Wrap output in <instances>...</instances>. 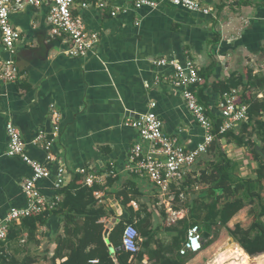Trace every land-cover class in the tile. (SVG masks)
<instances>
[{
    "label": "crops",
    "instance_id": "0c3cea01",
    "mask_svg": "<svg viewBox=\"0 0 264 264\" xmlns=\"http://www.w3.org/2000/svg\"><path fill=\"white\" fill-rule=\"evenodd\" d=\"M88 1L90 7L78 4L74 13L83 18L89 30L99 33V41L94 52L82 57L65 54L68 44L63 38L51 36L48 4L27 6L11 14L21 40L13 54L3 51L2 55L13 58L20 73L15 82L0 80V220L10 208L26 205L22 182L32 174L21 157L7 154V122L12 121L21 131L29 156L47 163L46 150L34 144L33 139L40 131H53L52 113L58 110L60 130L51 151L56 161L49 164L52 175L40 181L43 194L53 197L58 193L54 186L57 166L67 169L65 186L72 183L81 168L97 173L101 181L94 184L99 186L94 193L96 208L105 211L100 222L105 224L108 237L122 221L133 220L138 228V222L146 220L151 242L149 246L144 244L148 237L140 234V246L145 252L143 264H159L150 259L159 245L168 256L184 259V264H209L224 250L218 246L225 240L228 245L236 243L241 247L230 230L236 226L248 229L256 221L264 224V178L256 181L264 162L254 158L252 147L225 138L220 141L236 181L253 180L252 189L260 197H247L245 206L227 225L208 226L210 236L205 233L204 243H209L201 252L182 255L188 229L198 224L203 234L205 219L212 215L213 199L207 185L199 180L201 172L209 168L208 156L203 154L186 170L184 179L172 184L171 191L164 194L148 178L128 169L131 150L140 138L136 129L124 123L128 117L152 110L162 119L164 133L176 137L186 148L193 149L203 142L204 130L181 93L165 79L173 73V67L158 66L155 61H193L205 75L203 88L209 115L221 117L223 93L217 83L228 81L231 74L251 72L260 76L264 0H196L209 8L210 14L165 2L156 8H136L134 0H102L106 6L99 8L94 4L96 0ZM117 8L120 10L113 16ZM250 91L264 98L259 96L264 89ZM261 118L264 120V116ZM253 127L255 124L250 128ZM254 139L262 142L257 134ZM239 194L244 196L245 190ZM61 195L63 202L65 195ZM219 202L218 209L224 200ZM78 220L81 225L83 218ZM21 224L22 221L15 223L18 238L6 241L5 251L19 260L36 258L32 264H50L59 236L64 235L63 215L50 216L45 225L39 226L33 240H29ZM71 225L74 227V223ZM110 245L114 247L111 242Z\"/></svg>",
    "mask_w": 264,
    "mask_h": 264
},
{
    "label": "built area",
    "instance_id": "2783aa9c",
    "mask_svg": "<svg viewBox=\"0 0 264 264\" xmlns=\"http://www.w3.org/2000/svg\"><path fill=\"white\" fill-rule=\"evenodd\" d=\"M162 2L190 11L210 14V9L203 7L196 0H134V5L136 8L143 6L156 8ZM43 4L50 6L48 21L51 36L63 38L62 40L68 44L64 50L65 54L82 57L95 51L99 33L89 30L83 18L74 13V8L78 4L82 8L90 7L91 2L88 0H0V80L15 82L20 73L15 60L2 55L3 51L13 54L21 40V32L12 24L11 14L27 6L40 7ZM94 4L99 8L106 6L102 0H96ZM119 10L120 8L113 10L112 15L116 16ZM155 63L158 66L173 67V73L165 79L169 81L172 89L181 93L187 107L204 130L203 142L189 149L180 144L176 137L164 133L162 119L152 110L125 120L124 124L136 129L140 138V142L136 143L131 150L128 169L148 178L162 193L167 194L171 191L172 184L184 179L186 170L196 164L214 142L220 143L219 135L230 132L241 123L249 121L250 105L242 99L241 88H233L225 92L221 101L223 122L218 131H215V120L209 115V109L198 96L199 86L204 82L200 68L191 60L183 64L175 59L161 58ZM258 74L264 77V59L259 65ZM259 96L263 97L264 94L260 93ZM152 106H155L154 102ZM60 120L59 111L53 110V131L50 133L40 131L33 139L34 144L46 150L47 163L29 156L26 151L27 143L21 131L12 121L7 122L6 130L9 136L7 154L21 157L31 167L32 174L22 182V193L26 198V205L10 208L6 216L0 220V241L8 238L10 226L13 223L22 221L23 218L31 215H39L46 210H54L62 202L63 197L60 193L48 197L43 194L40 187V181L52 175L49 164L56 161L51 151L60 130ZM78 173L83 175V182L89 187L101 181L97 173L90 172L87 168L79 169ZM66 174L67 169L64 166H57L54 186L58 191L65 186ZM140 243L141 236L138 228L134 223L126 222L122 234V247L134 255L141 250ZM203 246L204 238L201 227L195 224L188 229L180 253L182 255L199 253L204 249Z\"/></svg>",
    "mask_w": 264,
    "mask_h": 264
},
{
    "label": "trees",
    "instance_id": "16d2710c",
    "mask_svg": "<svg viewBox=\"0 0 264 264\" xmlns=\"http://www.w3.org/2000/svg\"><path fill=\"white\" fill-rule=\"evenodd\" d=\"M215 40H217V36ZM200 74L203 75L201 72ZM204 82L200 84L198 96L200 101L209 109L203 88ZM217 85L223 94L233 88L242 87V99L250 105L248 109L249 121L240 124L239 132L233 129L219 135V137L235 141L241 146L252 147L254 158L264 162V144L260 145L251 136V134H257L264 142V120L261 118L264 116V98L259 99L257 95H250L249 93L252 88L264 89V77L253 76L251 72L240 75L231 74L228 81H220ZM213 119L215 120V131H218L223 119L222 117H213ZM253 124L255 127L250 128ZM247 133L249 136L246 135ZM205 155L208 156L206 160L208 159L209 168L201 172L199 180L207 185L206 189L209 191L213 202L211 205L212 215L207 217L204 222V240L208 226L212 223L219 224L220 227L227 225L230 219L245 206L247 197H260V193L252 189L253 180L241 179L240 182L236 181V177L230 171L231 160L219 142H214ZM258 175L256 181L261 182L264 178V164L260 167ZM82 179V175L77 174L70 185L60 189V192L58 191V193L65 195L63 202L59 205L60 207L22 219L21 226L27 229L29 240L35 238L39 226L45 225L50 216L61 214L63 215L64 235L59 236L50 264H143L145 252L142 249L137 254L132 255L122 247L125 222L118 223L108 237L105 224L100 222L105 211L103 208H96L97 200L94 193L99 189V186L89 187L84 184ZM241 190H245L244 196H240ZM223 200L222 207L218 209L219 201ZM203 206L206 207L207 204L204 203ZM79 218H83L81 225ZM127 222L133 223V220ZM72 223H74V227H72ZM137 226L142 237H148L144 244L149 246L151 242L149 239L151 238H149V231L145 228L146 220L141 219ZM18 229L13 223L10 226L8 238L5 241H0V264H32L35 262L36 258L32 256H26L19 260L16 256L5 251L4 243L17 239ZM230 232L242 248L236 243L227 245L209 264H247L250 255L264 253V224L260 221H256L248 229L236 226ZM110 242L114 245V251L109 249ZM208 243L209 241L204 243V246ZM150 259H155L154 263L159 264H184L185 261L168 256L160 245L154 250ZM94 260L97 262L94 263ZM263 261L264 254L252 258V264H259Z\"/></svg>",
    "mask_w": 264,
    "mask_h": 264
},
{
    "label": "rangeland",
    "instance_id": "374dc122",
    "mask_svg": "<svg viewBox=\"0 0 264 264\" xmlns=\"http://www.w3.org/2000/svg\"><path fill=\"white\" fill-rule=\"evenodd\" d=\"M250 95H253V92H252V93L250 92ZM251 136H253V138H254V134H253V135L251 134ZM263 144H264V142H261V141H260V145H263ZM220 233H221V231L219 232V236H220ZM227 245H228V241L225 240V241H224L223 243H221L220 246H218V247H219V249H225V248H226L225 246H227ZM218 251H219V250H217V252H218ZM217 252H215V255H216ZM247 264H252V258H251V257H248ZM259 264H264V261L261 262V263H259Z\"/></svg>",
    "mask_w": 264,
    "mask_h": 264
},
{
    "label": "water",
    "instance_id": "95a60500",
    "mask_svg": "<svg viewBox=\"0 0 264 264\" xmlns=\"http://www.w3.org/2000/svg\"><path fill=\"white\" fill-rule=\"evenodd\" d=\"M108 233V230L106 231V234ZM110 249L112 250V251H114V248H113V246L112 245H110Z\"/></svg>",
    "mask_w": 264,
    "mask_h": 264
}]
</instances>
